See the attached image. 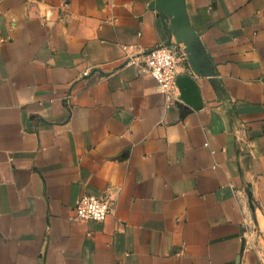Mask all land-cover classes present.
Here are the masks:
<instances>
[{
  "label": "crops",
  "instance_id": "obj_1",
  "mask_svg": "<svg viewBox=\"0 0 264 264\" xmlns=\"http://www.w3.org/2000/svg\"><path fill=\"white\" fill-rule=\"evenodd\" d=\"M0 264H264V0H0Z\"/></svg>",
  "mask_w": 264,
  "mask_h": 264
},
{
  "label": "built area",
  "instance_id": "obj_2",
  "mask_svg": "<svg viewBox=\"0 0 264 264\" xmlns=\"http://www.w3.org/2000/svg\"><path fill=\"white\" fill-rule=\"evenodd\" d=\"M137 58H128V63L137 66L141 73L150 76L162 91L165 99L171 102L174 98L176 86V56L175 53L163 46L150 49L138 64ZM87 73H83L86 76ZM109 202L91 195H85L75 201L73 219L77 221H92L102 223L110 213Z\"/></svg>",
  "mask_w": 264,
  "mask_h": 264
},
{
  "label": "water",
  "instance_id": "obj_3",
  "mask_svg": "<svg viewBox=\"0 0 264 264\" xmlns=\"http://www.w3.org/2000/svg\"><path fill=\"white\" fill-rule=\"evenodd\" d=\"M159 1L162 3V5L165 8H169L175 0H159ZM187 81H189L187 78H179L178 80H176V86H178L182 90L189 91L190 93L191 88Z\"/></svg>",
  "mask_w": 264,
  "mask_h": 264
}]
</instances>
